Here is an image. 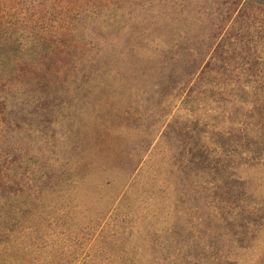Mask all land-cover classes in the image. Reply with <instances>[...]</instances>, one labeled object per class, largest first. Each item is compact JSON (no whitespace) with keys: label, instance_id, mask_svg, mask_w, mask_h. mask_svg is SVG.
Segmentation results:
<instances>
[{"label":"rangeland","instance_id":"374dc122","mask_svg":"<svg viewBox=\"0 0 264 264\" xmlns=\"http://www.w3.org/2000/svg\"><path fill=\"white\" fill-rule=\"evenodd\" d=\"M0 264H264V0H0Z\"/></svg>","mask_w":264,"mask_h":264}]
</instances>
